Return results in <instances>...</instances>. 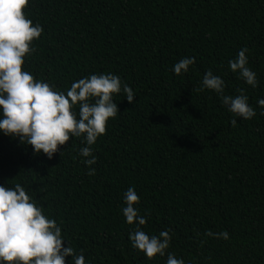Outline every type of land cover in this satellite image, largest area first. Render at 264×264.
<instances>
[{
  "label": "trees",
  "instance_id": "obj_1",
  "mask_svg": "<svg viewBox=\"0 0 264 264\" xmlns=\"http://www.w3.org/2000/svg\"><path fill=\"white\" fill-rule=\"evenodd\" d=\"M24 13L43 28L23 65L34 79L66 92L112 73L135 103L114 95L120 112L91 146L93 165L80 138L49 159L0 133V185L20 183L85 264H166L168 252L185 264H264V0H28ZM244 47L255 88L228 67ZM182 57L195 63L177 75ZM208 70L225 94L243 89L256 115L234 126L215 92L196 91ZM129 187L141 229L169 230L164 256L132 246L135 224L121 211Z\"/></svg>",
  "mask_w": 264,
  "mask_h": 264
},
{
  "label": "clouds",
  "instance_id": "obj_2",
  "mask_svg": "<svg viewBox=\"0 0 264 264\" xmlns=\"http://www.w3.org/2000/svg\"><path fill=\"white\" fill-rule=\"evenodd\" d=\"M27 4L28 0H0V133L18 138L21 143L31 145L35 154L43 153L49 159L70 138H80L83 163L93 165L97 158L91 146L105 134L109 120L120 112L114 95L122 92L130 104L135 103L133 90L112 73L82 77L73 81L66 92L34 79L23 65L25 57L34 51L33 42L41 37L43 28L26 17ZM246 52L247 47L240 49L228 61V67L255 88L258 81L256 73L248 67ZM194 63V57H182L173 65V72L187 73ZM224 89V80L208 70L195 90L215 92L232 113L234 126L235 117L248 120L256 115L243 89L234 96L225 94ZM257 104L264 115V99H258ZM94 172V168L89 169V174ZM123 200L125 206L121 211L125 221L135 224V230L129 233L132 246L149 259L164 256L170 245L169 230L149 236L140 227L145 225L146 217L138 212L139 196L132 187L126 190ZM206 235L228 239L226 230L219 233L209 230ZM64 241L61 227L43 214V209L20 183L13 187L0 185V264H66L67 257L72 258L71 264H85L84 255L77 254L71 245L64 247ZM166 264L185 261L168 252Z\"/></svg>",
  "mask_w": 264,
  "mask_h": 264
}]
</instances>
